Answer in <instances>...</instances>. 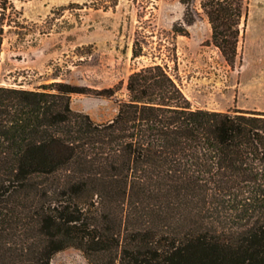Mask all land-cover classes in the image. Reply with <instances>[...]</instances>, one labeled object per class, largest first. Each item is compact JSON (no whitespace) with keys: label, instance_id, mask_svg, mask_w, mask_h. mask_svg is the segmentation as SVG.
<instances>
[{"label":"trees","instance_id":"1","mask_svg":"<svg viewBox=\"0 0 264 264\" xmlns=\"http://www.w3.org/2000/svg\"><path fill=\"white\" fill-rule=\"evenodd\" d=\"M180 1L176 32L206 16L234 63L248 0ZM18 14L0 0V63ZM118 92L98 91L118 112L97 122L73 109L79 86L0 85V264H52L68 248L91 264H264V111L194 108L157 62Z\"/></svg>","mask_w":264,"mask_h":264},{"label":"rangeland","instance_id":"2","mask_svg":"<svg viewBox=\"0 0 264 264\" xmlns=\"http://www.w3.org/2000/svg\"><path fill=\"white\" fill-rule=\"evenodd\" d=\"M19 11L7 27L0 85L39 89L66 82L84 89L72 107L97 122L118 112L115 98L98 91L117 86L127 99L129 76L152 62L166 67L194 108L264 111V0H248L238 55L230 63L213 44L206 16L183 25L180 0H157L153 16L142 0H12ZM144 55L134 58L135 43ZM52 264H91L76 248L56 254Z\"/></svg>","mask_w":264,"mask_h":264}]
</instances>
